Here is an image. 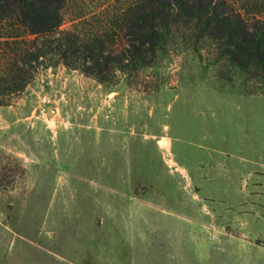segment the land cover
<instances>
[{
  "label": "rangeland",
  "instance_id": "rangeland-1",
  "mask_svg": "<svg viewBox=\"0 0 264 264\" xmlns=\"http://www.w3.org/2000/svg\"><path fill=\"white\" fill-rule=\"evenodd\" d=\"M130 2L71 12L107 31ZM213 50L175 34L112 86L41 67L0 107V264H264V96Z\"/></svg>",
  "mask_w": 264,
  "mask_h": 264
},
{
  "label": "trees",
  "instance_id": "trees-1",
  "mask_svg": "<svg viewBox=\"0 0 264 264\" xmlns=\"http://www.w3.org/2000/svg\"><path fill=\"white\" fill-rule=\"evenodd\" d=\"M73 1L0 0V107L41 67L62 64L112 86L118 73L152 67L178 33L195 54L212 47L214 63L231 74L225 79L264 96V0H132L120 15L100 13L107 31L72 16ZM68 17L71 29H62ZM121 35L127 44L116 43Z\"/></svg>",
  "mask_w": 264,
  "mask_h": 264
},
{
  "label": "water",
  "instance_id": "water-1",
  "mask_svg": "<svg viewBox=\"0 0 264 264\" xmlns=\"http://www.w3.org/2000/svg\"><path fill=\"white\" fill-rule=\"evenodd\" d=\"M46 114L47 116H51L52 114H54L51 106L46 107Z\"/></svg>",
  "mask_w": 264,
  "mask_h": 264
}]
</instances>
